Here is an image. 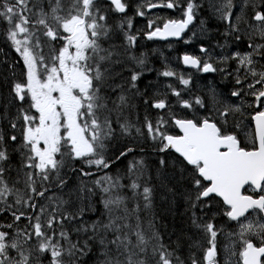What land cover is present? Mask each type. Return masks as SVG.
Returning <instances> with one entry per match:
<instances>
[{
	"label": "snow or ice",
	"instance_id": "snow-or-ice-1",
	"mask_svg": "<svg viewBox=\"0 0 264 264\" xmlns=\"http://www.w3.org/2000/svg\"><path fill=\"white\" fill-rule=\"evenodd\" d=\"M98 3L100 0H73L65 9L62 0H55V3L48 0L49 11H45L40 4H34L33 8L39 7L40 11L37 14L39 18L33 22L30 16L25 15L31 11L28 0H0V20L7 23L6 38L23 60L20 79H15L14 74L12 82L9 83L12 101L18 100L21 106L17 108L15 118L8 120V131L12 134L8 135V131L0 132V211L11 213L12 217V223L0 224V264H33V251L38 254L50 253L49 264H78V256L84 255L89 241L95 240L97 236L100 238L101 248L106 249L101 252L105 258L99 264H148L146 259L134 257L147 253L150 240H159L156 233L149 237L142 229L138 215L139 203L130 211L125 205L127 198L118 194L123 187L119 175L115 178L104 175L94 181L107 195V198L102 199L107 222L94 221L91 224L93 235L84 241L82 247L79 241L72 243L68 232L63 228L64 222L75 220L77 214L62 211L67 201L60 196L48 195L50 191L63 190L68 186V180L61 173L70 162L84 161L89 168L95 166L97 172L112 167V157L106 153L111 142L116 139V132L110 118L113 109L108 107L109 100L116 91L123 93L125 84L130 90H136L137 81L142 74L127 68V64L135 61L142 68L143 59L135 56L125 58L128 50L135 45L137 37L123 31L125 22L122 21L116 26L120 31L115 33V39H119L120 32H123V41L126 44L114 43V29L107 26L106 13L115 10L126 14L128 5L122 0H110V7L101 8L97 6ZM261 3L264 4V0ZM145 6L151 10L158 7L174 9L181 5L177 0H169L166 5L145 0L144 4L136 7L135 15L144 17ZM244 6L247 7L248 4L245 3ZM233 7V0H223L216 7L221 19L228 21L226 35L239 32V28L231 23ZM251 7L255 9L256 4L252 3ZM196 8L194 0H186L182 18L165 19L162 27L158 26L156 20L149 19L145 35L148 39L182 38V33L194 21ZM236 19L240 20L241 17L237 16ZM253 19L258 25L254 27V32H259L261 38H264V10L255 11ZM127 27H133L131 18L127 19ZM41 37L45 39L42 41ZM235 39L240 40L241 37L236 35ZM57 42L59 47L51 46ZM45 43L50 45L47 54L43 50ZM121 48L124 49L123 52ZM249 48L252 51L243 54L233 52L231 56L222 57L219 63H226L228 60L237 62L236 88L231 92V97L251 96L259 104L264 102V65L258 71L253 56L260 55L264 59V44L249 43ZM200 51L207 53V49L203 47ZM182 60L185 65L204 73L226 71L196 56L185 54ZM118 68L120 71H117ZM241 68L245 70L243 79L239 75ZM124 71L131 72L130 78L117 84L116 80L121 79ZM162 75L173 77L176 73L164 71ZM249 76L251 83H247ZM178 79L185 87L190 84V80L185 79L182 74ZM167 87L171 89V95L176 97L182 109L193 111L192 118H178L176 113L169 110L168 119L161 116L155 125L146 115L143 127L146 128L148 137L159 142L158 152L163 154L159 159L158 177L168 168L167 154L172 151L178 154L174 163L179 164L180 180L186 184L185 191L179 195L189 206L187 210L192 212V225L210 237V246L205 250L204 260L207 264H214L217 230L206 215L198 216L196 209L201 212L211 211V204H206L205 201L220 204L216 200L219 197L223 214L229 220L239 222L241 218L247 219L246 213L249 210L258 215L264 213V110H256L251 117L255 121L251 146L242 145L236 135L227 132L226 125L230 115L243 114L244 100L238 105L223 103L221 110L215 107L221 102L216 99L213 90L216 115L199 116L195 114L193 105L205 108L200 97H196L194 101L182 99L181 91L172 85ZM127 99L126 95H119V103L113 101L115 110L125 106ZM144 103L157 110L170 109L167 94L160 99H145ZM25 104L26 107L23 106ZM106 112L108 115H103ZM170 126L178 128L180 134H169ZM132 127L127 122L119 124L122 135H131ZM135 132L137 135H145L139 127L135 128ZM17 141H20L18 150L21 152L17 175L19 177L23 173V189L15 186L20 183L19 179L12 181L11 186L5 179L10 175L11 167L10 154L4 145L15 144ZM121 147H124L123 151L118 147L112 150L113 155L119 151V155L115 156L116 160L134 151L131 147ZM6 164L9 167H5ZM128 172L135 176L129 186L133 198L142 195L144 209L150 210L153 197V188L149 186L151 176L143 184L138 183L147 172L144 161L130 162ZM79 173L81 177L95 175L84 168L79 169ZM245 186L256 194L245 195L242 192ZM141 187L142 193L139 191ZM79 191H85L83 182ZM114 191L116 195H113ZM168 191L173 195L177 194L173 189ZM88 192L91 193L92 189H88ZM80 199L83 200L84 197L81 196ZM9 200H14V203L10 204ZM41 200L46 203H39ZM122 205L123 215H114V212L121 210ZM28 209L32 210L31 214ZM85 210V207H81L78 214L82 216ZM133 215L136 219L135 225L130 222ZM215 215L213 213V218ZM22 219L28 221L23 231L18 229V222ZM261 220H264V216H260L255 222L249 220L246 224H240L237 234L240 248L238 254L243 264H264V223ZM57 226L60 227L59 240L56 235ZM13 229L17 230L13 233ZM76 231L87 235L89 228L85 225ZM108 234L113 239L107 240ZM251 237L259 239V246ZM33 238L36 244L29 249L26 246ZM59 241H64L67 247ZM112 246L116 249L115 258L111 255ZM13 251L16 256L10 254ZM65 255L68 257L67 262ZM121 256L125 259L121 260ZM152 256L157 258L156 264H184L163 243L152 247ZM191 264H198V261L193 257Z\"/></svg>",
	"mask_w": 264,
	"mask_h": 264
},
{
	"label": "trees",
	"instance_id": "trees-1",
	"mask_svg": "<svg viewBox=\"0 0 264 264\" xmlns=\"http://www.w3.org/2000/svg\"><path fill=\"white\" fill-rule=\"evenodd\" d=\"M34 4L42 5L41 0H28V8L31 11L25 13V15L31 17L33 22H35V20L39 18L37 14L40 11L39 7L33 8ZM42 6L45 11H49L48 0H46V5ZM198 14L199 11L197 12V15ZM6 30L7 23L0 20V132L9 130L10 126L8 120L15 118L16 116L17 106L15 105V103L18 100L12 101V97L9 95V83L12 82L14 74L16 75L15 79H20V74L23 67V60L20 57V54L15 51V48L12 46L11 41H8L6 38ZM44 39L45 38H43L42 41ZM57 43L51 46L57 47ZM49 47L50 45L45 43L43 49L45 54H47ZM127 68L132 69V65L130 64V62H128ZM117 71H120V69H117ZM130 73V71H124L123 80L129 78ZM116 83L120 84L121 82ZM143 91V86H140L138 90H130L129 86L125 84L123 93L119 91L116 96L110 97L109 109H113L111 111L110 117L115 132H119V124L127 122L133 126L131 135L120 134L122 136L121 137L120 135L117 136L116 134V139L111 142L109 150L106 154L112 157V167L110 169L100 170L99 172H97L95 166L89 168L86 166V163L84 161L69 163L71 165L68 168L65 167L61 173L65 176V179L68 180V186L63 190H56L55 192L50 191L48 195L60 196L64 201H67V203L62 208V211L77 214L75 220H66L64 222L63 228L66 232H68L71 242L76 243L77 241H79L80 246L82 247L84 241L93 235L91 231V224L94 221L98 220L102 221L103 223L107 222V213L105 212L102 203V199L107 198V195L102 192L100 187H97L94 184V181L104 175H109L114 178L119 175L121 177L120 182L123 187L119 190L118 194L127 198L125 201V205L131 211L132 209H135L136 205L139 203L140 210L138 215L140 216L141 227L145 231L146 236L150 237L153 233H156L159 237L158 241L155 239L150 240L149 244L147 245L146 254L134 257V259H146L148 261V264H156L157 258L152 256V247L158 243H163L167 250L170 252H174L176 256H179L184 264H191L196 250H201L203 244L205 243L207 246L209 237L206 236L201 230L195 228L191 223L192 212L191 210H187L189 206L185 202V199L179 195L180 192L185 191L186 184H184L180 180V166L179 164L174 163L176 156L173 153L170 152L167 154L168 168L166 170H163L161 176H157L159 159L163 154H160L158 152L160 146L147 144L148 136L146 135V131L143 129L141 119L142 113L143 115L149 114L151 112V109L149 105H145V103H143L142 101V95L144 96ZM121 94L126 95V97L128 98L127 104L117 111L114 108L113 101L119 103L118 97ZM12 102L13 106H11ZM136 106L139 107L137 118L135 117ZM117 116H119V123H117ZM138 127L143 129L145 135L140 136L133 134L135 132V128ZM11 134L12 133L9 131L8 135ZM19 144L20 141H17L15 144L4 145V147L8 148L10 154L9 163L11 167L10 175L6 176L5 179L9 181L10 186L12 181L19 179L20 183L16 184L15 186L23 189V173L21 172L19 174V177L17 175V169H19L21 164V152L18 150ZM122 145L131 147L134 149V151L126 157L121 158L120 160H116L115 156L119 155V151H116L115 155H113L112 150L113 148L118 147L120 151H123L124 147H121ZM138 160L144 161V166L147 170L145 176L140 181H138V183L143 184L145 181H148L149 175L151 176L149 186L153 188V197L152 207L150 210L144 209L142 195L138 198H133V192L129 187L133 179H135V176L128 172V166L130 162ZM5 167H9V164H6ZM81 168H84L85 171L95 173V175L87 177L86 180H83L81 178V175L73 176V174H78L79 169ZM72 169H76L77 171L73 172ZM163 177H168V179L165 180ZM82 182L83 184L86 183L85 191L87 192V195L89 194L88 189H92L90 198L84 193L85 191L83 193L79 191ZM169 189H173V191H175L177 194L173 195L172 192L168 191ZM142 190L143 189L141 187L139 189L140 193H142ZM69 193H72V195L70 196ZM116 194L117 193L114 191L113 195ZM81 196L84 197L83 200L80 199ZM44 202L46 201H39V203L41 204H44ZM9 203H14V200H9ZM205 203L210 204L211 201H205ZM214 205L215 204H211V207ZM81 207H85L86 209L82 216L78 214V211ZM123 207L124 206L122 205L121 210L114 212V215H123ZM27 211L29 214H31L32 212L31 209H28ZM196 214L198 216L206 215L207 217L208 215H213L207 210L205 212H201L199 209H196ZM221 220H223L222 216L219 217V221ZM26 221L27 219H22L20 222H18L19 230L25 228ZM130 222L135 225V215L131 217ZM5 223H12L11 213L0 211V224ZM150 224L151 227H149ZM85 225H87L89 228L88 234L85 235L82 231L77 233L76 229L81 228ZM16 230L17 229H13V233ZM59 231L60 227L57 226V240H59ZM48 234L52 235L51 232H49ZM99 239V236H97L95 240L89 241V247L84 250V255L78 256V264H99V262L105 258L101 255V252L106 249L101 248ZM111 239H113V236L111 234H108L107 240ZM132 241L134 244V236L132 237ZM59 242L63 244L65 248L67 247V244L64 241ZM38 255L39 259L36 258L34 264H49L51 258L50 253ZM111 255L113 258L116 257L115 246L111 247ZM64 259L67 262V255H65ZM120 259L124 260L125 257L121 256Z\"/></svg>",
	"mask_w": 264,
	"mask_h": 264
},
{
	"label": "flooded vegetation",
	"instance_id": "flooded-vegetation-1",
	"mask_svg": "<svg viewBox=\"0 0 264 264\" xmlns=\"http://www.w3.org/2000/svg\"><path fill=\"white\" fill-rule=\"evenodd\" d=\"M203 17L205 19L207 18L206 15H204ZM249 21L250 19L247 16H244L240 22L241 28L244 33L241 43L247 46H249V43L253 44L254 42L253 31L248 27ZM206 25H208V28L213 25L217 29V33L215 37V45L211 46L208 49L205 48L207 49V53L201 52V55H198V57L201 60H208L209 62L213 63L214 66L217 67L218 69L223 68V69H226V71L224 72L217 71V72H209V73H204L200 71V74H201L200 82L205 83V84H216L221 87L226 86L228 88L232 86H236L235 79H236L237 62L234 60H228L226 63H219L222 57L231 56L233 52H236L235 48L229 49L239 43V41L235 39L236 33L226 35V33L228 32V24L225 23L224 21L223 22L222 21L206 22ZM234 26L237 27V25H234ZM262 62L264 63V61ZM242 69L243 68H241V70ZM244 193H248L252 195L256 194L248 190V187L244 189ZM260 216H263V213L258 215L256 212L251 211L246 217L247 219L251 218L253 221H257ZM252 238H253V242L257 246H259V241L255 240L256 237H252Z\"/></svg>",
	"mask_w": 264,
	"mask_h": 264
},
{
	"label": "rangeland",
	"instance_id": "rangeland-1",
	"mask_svg": "<svg viewBox=\"0 0 264 264\" xmlns=\"http://www.w3.org/2000/svg\"><path fill=\"white\" fill-rule=\"evenodd\" d=\"M254 43L260 44L261 40H259V39L254 40ZM250 81H251V78H250ZM243 97L245 99H248V97H249L248 102L249 103L252 102V97H250V96H243ZM181 98L183 99V95ZM217 100L222 102V104L223 103H230V104H234V105L240 104V101H241V100H238L237 103H234V101L232 99H230L229 96H226V95L222 96V93L219 91H217ZM230 100H231V102H229ZM208 102H209V104L213 105V98H211V97L208 98ZM245 103H246V101H245ZM34 239L35 238H33V240L28 243V245H27L28 248L31 249L35 246L36 242L34 243ZM238 245H239V240H235V238L231 237L230 235H226L225 240H223V239L221 240V248H222L221 249V263H223V264H235L234 255H235L236 247ZM33 253H35V251H33Z\"/></svg>",
	"mask_w": 264,
	"mask_h": 264
}]
</instances>
